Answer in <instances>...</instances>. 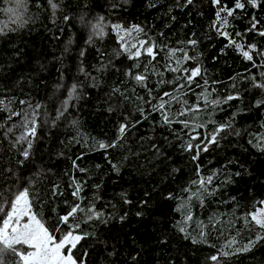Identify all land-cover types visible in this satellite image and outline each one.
<instances>
[{
    "label": "trees",
    "instance_id": "obj_1",
    "mask_svg": "<svg viewBox=\"0 0 264 264\" xmlns=\"http://www.w3.org/2000/svg\"><path fill=\"white\" fill-rule=\"evenodd\" d=\"M20 191L76 263L264 264V0H0Z\"/></svg>",
    "mask_w": 264,
    "mask_h": 264
},
{
    "label": "rangeland",
    "instance_id": "obj_2",
    "mask_svg": "<svg viewBox=\"0 0 264 264\" xmlns=\"http://www.w3.org/2000/svg\"><path fill=\"white\" fill-rule=\"evenodd\" d=\"M250 217L256 223L264 224V198ZM77 239L78 236L70 233L58 239L50 237L30 212L22 191L13 196L0 223V243L16 246L20 264H80L72 260L68 253Z\"/></svg>",
    "mask_w": 264,
    "mask_h": 264
}]
</instances>
